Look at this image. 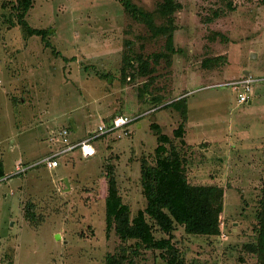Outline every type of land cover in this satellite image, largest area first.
Masks as SVG:
<instances>
[{
    "label": "rangeland",
    "instance_id": "rangeland-1",
    "mask_svg": "<svg viewBox=\"0 0 264 264\" xmlns=\"http://www.w3.org/2000/svg\"><path fill=\"white\" fill-rule=\"evenodd\" d=\"M20 1L0 0V264H106L119 254L167 264L161 250L135 252L107 221L111 177L131 218L146 209L142 166L156 165L160 145L180 154L190 185L224 190L219 236L173 230L182 262L260 264L264 82L245 104L230 84L264 77L261 0H174L172 23L158 13L163 0H129L154 14L152 24L127 0H35L24 22L46 39L26 33ZM145 113L96 141L92 159L76 150L58 168L16 174L19 161L31 166L62 148L51 138L63 128L76 143L116 116ZM147 220L156 238L169 237Z\"/></svg>",
    "mask_w": 264,
    "mask_h": 264
},
{
    "label": "trees",
    "instance_id": "trees-1",
    "mask_svg": "<svg viewBox=\"0 0 264 264\" xmlns=\"http://www.w3.org/2000/svg\"><path fill=\"white\" fill-rule=\"evenodd\" d=\"M34 2L35 0H21L19 2L22 14L18 15V19L28 35L46 39L48 31L31 29L24 22V16L33 7ZM261 2L264 5V0H261ZM125 7L136 19L152 24L154 14L140 10L129 0L125 1ZM178 7L174 0H163L158 5V13L172 23V17ZM160 32L167 33L170 30L168 27L163 26ZM166 51L167 53L164 55L168 59L176 54L172 33L168 36ZM114 135L118 134L111 133L102 138ZM159 140L166 143L169 138L162 135ZM156 151V165L143 164L141 171L143 192L147 199L146 209L131 218L129 207L123 203L119 196L116 180L111 177L109 181L107 221L109 227L115 229L122 241H135V252L142 247L161 250L167 257V264H184L172 242L173 230L176 225H179L184 227L185 232L190 236H219L221 234L220 216L224 206V190L217 186L190 185L185 175L180 154L173 150L167 155V149L164 145H160ZM4 177L2 165L0 164V179ZM147 217L154 222L163 234L169 237L156 238ZM258 219V244L254 251L258 254L260 264H264V183L261 211ZM126 261L125 254L109 255L106 264H131V262L127 263Z\"/></svg>",
    "mask_w": 264,
    "mask_h": 264
},
{
    "label": "built area",
    "instance_id": "built-area-1",
    "mask_svg": "<svg viewBox=\"0 0 264 264\" xmlns=\"http://www.w3.org/2000/svg\"><path fill=\"white\" fill-rule=\"evenodd\" d=\"M261 82H264V77L258 78L252 76L251 74H246L242 79L234 81L230 85L235 91H238L240 88H242L244 92H240L238 94V102L245 104L248 102L250 96L254 95L255 86ZM146 114L147 113L137 114L130 117L126 115L117 116L110 123L99 125L98 128L89 132L87 138L76 143H72L70 141V131L63 128L58 132L57 135H54L51 138L52 142H54L56 145H60L62 148H60L57 152L44 157L42 160L32 164L31 166H25L22 161H19L16 165V174L24 173L28 169L40 165L45 166L49 170H53L60 166L61 157L67 156L76 150L80 151V154L84 159H92L97 153L95 144L98 139L111 133L119 134L120 132H125L130 125L137 123Z\"/></svg>",
    "mask_w": 264,
    "mask_h": 264
},
{
    "label": "water",
    "instance_id": "water-1",
    "mask_svg": "<svg viewBox=\"0 0 264 264\" xmlns=\"http://www.w3.org/2000/svg\"><path fill=\"white\" fill-rule=\"evenodd\" d=\"M65 182H66V184H67V187L70 189L71 187H70V184H69V181H68V179H67V178L65 179ZM57 237H58V239L60 238V236H59V235H58Z\"/></svg>",
    "mask_w": 264,
    "mask_h": 264
},
{
    "label": "crops",
    "instance_id": "crops-1",
    "mask_svg": "<svg viewBox=\"0 0 264 264\" xmlns=\"http://www.w3.org/2000/svg\"><path fill=\"white\" fill-rule=\"evenodd\" d=\"M246 74H250V73H245L244 75H246Z\"/></svg>",
    "mask_w": 264,
    "mask_h": 264
}]
</instances>
